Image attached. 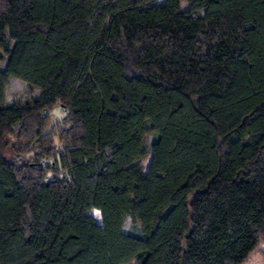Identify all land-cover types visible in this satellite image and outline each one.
Wrapping results in <instances>:
<instances>
[{
  "label": "trees",
  "instance_id": "obj_1",
  "mask_svg": "<svg viewBox=\"0 0 264 264\" xmlns=\"http://www.w3.org/2000/svg\"><path fill=\"white\" fill-rule=\"evenodd\" d=\"M156 2L0 0V264H242L264 238V0Z\"/></svg>",
  "mask_w": 264,
  "mask_h": 264
},
{
  "label": "rangeland",
  "instance_id": "obj_2",
  "mask_svg": "<svg viewBox=\"0 0 264 264\" xmlns=\"http://www.w3.org/2000/svg\"><path fill=\"white\" fill-rule=\"evenodd\" d=\"M163 0H157L156 4H161ZM37 95L36 90H29L27 86L20 80L10 78L8 80V85L5 89L4 98L6 103H10L13 100H27L31 97ZM65 111L59 107H55L50 112L48 129H53L54 126L64 117ZM153 139L152 134L148 133L143 139V149L147 151L149 145ZM148 160L143 162V166L146 167ZM94 218L97 223H100V217L97 211H91L88 213ZM122 231L124 233L138 234L139 228L134 223L131 222L129 217L125 218L122 226ZM242 264H264V238L259 240L257 247L249 254L244 263Z\"/></svg>",
  "mask_w": 264,
  "mask_h": 264
}]
</instances>
